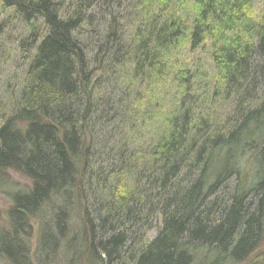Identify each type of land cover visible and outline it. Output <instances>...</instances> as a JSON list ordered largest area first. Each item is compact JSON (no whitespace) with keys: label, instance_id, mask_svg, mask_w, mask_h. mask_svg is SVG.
Returning <instances> with one entry per match:
<instances>
[{"label":"trees","instance_id":"trees-1","mask_svg":"<svg viewBox=\"0 0 264 264\" xmlns=\"http://www.w3.org/2000/svg\"><path fill=\"white\" fill-rule=\"evenodd\" d=\"M251 4L0 0V35L18 21L26 61L0 97V264L262 259L264 9Z\"/></svg>","mask_w":264,"mask_h":264},{"label":"rangeland","instance_id":"rangeland-1","mask_svg":"<svg viewBox=\"0 0 264 264\" xmlns=\"http://www.w3.org/2000/svg\"><path fill=\"white\" fill-rule=\"evenodd\" d=\"M250 12L253 16H258L264 9V0H251ZM7 16L6 10L0 8V19ZM23 34L22 25L18 21L11 20L10 27L0 35V97L9 91L12 86L17 83V78L21 75V72L25 65L24 55L18 52L17 45L15 46L16 38ZM192 56V55H191ZM196 57V56H195ZM199 59L205 61V56H198ZM194 58V57H192ZM11 180L9 183L14 186L15 189H22L28 185V182L23 180L17 175H10ZM4 190H0V223L3 225L6 221L4 212L8 207L7 197L4 194ZM154 232H150L147 238H152ZM262 259L259 257L256 259V264H264V243L260 249Z\"/></svg>","mask_w":264,"mask_h":264}]
</instances>
